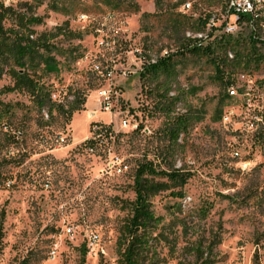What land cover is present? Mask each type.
Returning <instances> with one entry per match:
<instances>
[{
    "label": "rangeland",
    "instance_id": "obj_1",
    "mask_svg": "<svg viewBox=\"0 0 264 264\" xmlns=\"http://www.w3.org/2000/svg\"><path fill=\"white\" fill-rule=\"evenodd\" d=\"M181 1L0 0L13 11L5 29L22 21L34 40L49 38L29 65L40 96L66 108L89 100L66 125L1 78L0 264H121L135 174L150 164L155 221L139 233L141 264H192L200 253L264 264V0H250L254 25L236 21L229 0ZM196 39L210 52L189 53ZM229 54L239 68L219 66ZM241 75L249 97L229 98L230 85L246 89ZM179 121L186 129L169 149ZM98 122L106 145L90 155ZM114 157L125 174L107 173Z\"/></svg>",
    "mask_w": 264,
    "mask_h": 264
},
{
    "label": "trees",
    "instance_id": "obj_2",
    "mask_svg": "<svg viewBox=\"0 0 264 264\" xmlns=\"http://www.w3.org/2000/svg\"><path fill=\"white\" fill-rule=\"evenodd\" d=\"M184 2L186 1L182 0L180 5ZM12 12V10L0 4V80L4 76L10 77L14 86L8 89V91H24L31 94L32 97L36 99L35 102L39 109L41 111H47V115L50 119L53 120V113L56 112L59 117L65 119V123L68 125L73 115L84 109L86 101L83 99L79 102L74 101L66 108L65 106L53 104L50 100V96L45 98L40 96L42 88L39 87L36 80L29 74L31 71L29 65L36 61L40 51H48L47 43L49 38L46 35H41L34 40L33 35L35 34L31 29V27L34 26L23 24L22 21H18V24H15L14 28L5 29V22ZM21 20L23 19L21 18ZM240 21L249 22L250 20L248 17L242 16ZM203 25L205 26L206 23ZM202 39H196L195 42L199 43L203 41ZM189 48V53L193 55L210 52V48H202V46H196V44ZM218 63L219 66L222 67L237 69L242 65V60L237 59V56H235L234 60L230 61L226 55L223 59L218 61ZM151 69L152 71H156L158 66H152ZM92 127L93 129H103L102 124L98 123L93 124ZM185 129L181 121L177 123L176 127L171 128L169 131V149L177 146L179 136ZM88 145L87 142L84 143L85 148H87ZM150 175H156V170L151 164L140 166L135 174L136 205L133 219L128 226L123 229V239L120 242V248H122L120 249L121 264L142 263V253L147 242H145L146 235H139V233L140 231H146L155 221L154 215L150 210V199L155 195L156 185L145 179ZM192 264H212V262L208 257L205 258L203 253H200V256H198Z\"/></svg>",
    "mask_w": 264,
    "mask_h": 264
},
{
    "label": "built area",
    "instance_id": "obj_3",
    "mask_svg": "<svg viewBox=\"0 0 264 264\" xmlns=\"http://www.w3.org/2000/svg\"><path fill=\"white\" fill-rule=\"evenodd\" d=\"M9 1V0H8ZM229 10L232 12V15L236 17V21H240V18L242 16H246L249 18V23H252L254 25V22L256 19H258L259 15H257V12L254 8V4L250 0H229ZM188 9L189 6H186ZM232 28L228 27L226 29V32H232ZM256 35V34H255ZM256 39V36H255ZM259 40L258 38L256 39ZM203 41H200L199 43H196V46H201V43ZM230 61L234 60V56L231 54L228 55ZM241 80L245 81L244 75H241ZM246 89H244V86L236 87L235 84H232L229 86V89L227 91L229 98H236L239 97V94L242 93L243 98L249 97V92L252 90L253 83L250 79H247L245 82ZM246 90V91H245ZM101 97L104 102V109L108 112H110V96L107 93H102ZM123 128H129L130 124L127 121L122 122ZM137 129V125L133 127V130ZM106 128L103 126V129H93L92 128V138L91 140H88L87 143L89 144L86 148V152L90 155H94L96 153L97 148H103L106 145ZM61 143H64V140L61 139ZM127 170L126 166L121 162V160L118 157H114L111 162L107 165V173L108 174H115V175H122L125 174V171ZM68 233L71 234L72 231L68 230ZM87 241L89 244V247H95L98 244V236L94 234H90L87 237Z\"/></svg>",
    "mask_w": 264,
    "mask_h": 264
},
{
    "label": "crops",
    "instance_id": "obj_4",
    "mask_svg": "<svg viewBox=\"0 0 264 264\" xmlns=\"http://www.w3.org/2000/svg\"><path fill=\"white\" fill-rule=\"evenodd\" d=\"M88 102H89V100H88ZM87 102V103H88ZM87 103H86V105H87ZM90 115H91V117L92 118H94L95 117V114L92 112V111H90V113H89ZM98 124H102L103 125V123L102 122H98ZM105 127V126H104Z\"/></svg>",
    "mask_w": 264,
    "mask_h": 264
}]
</instances>
